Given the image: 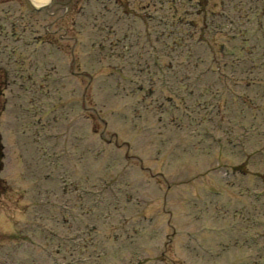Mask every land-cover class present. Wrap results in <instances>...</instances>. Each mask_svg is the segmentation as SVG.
<instances>
[{"label":"rangeland","instance_id":"1","mask_svg":"<svg viewBox=\"0 0 264 264\" xmlns=\"http://www.w3.org/2000/svg\"><path fill=\"white\" fill-rule=\"evenodd\" d=\"M93 1L69 43L46 27L62 1L47 17L0 0V264H264V0H209L192 39L197 9L176 0L160 71L141 62L162 49L141 47L142 32L170 5L130 0L122 14ZM103 6L113 35L89 18ZM57 47H81V75ZM100 47H131L140 63L122 73ZM163 78L172 103L156 99Z\"/></svg>","mask_w":264,"mask_h":264},{"label":"flooded vegetation","instance_id":"2","mask_svg":"<svg viewBox=\"0 0 264 264\" xmlns=\"http://www.w3.org/2000/svg\"><path fill=\"white\" fill-rule=\"evenodd\" d=\"M109 1L108 4L112 5V7H114L117 11L120 10L121 13H123L125 11V6L127 7L129 0H107ZM142 2L146 1V6L144 7H150L151 5H155L157 3V0H141ZM81 3V0H68V6L67 9L64 12V15L62 17L61 20V26H60V33H61V39L62 40H69L72 41L71 37H68L67 39V35L69 33H72L73 35L76 34L75 29H76V22L73 21H69V22H65V18H68L72 11H74L75 9H77L79 11V13H81V8L79 7ZM101 3H104V1H101ZM158 3H162V0H158ZM96 4H99V2H97ZM196 4L197 5H201L202 2L199 0H196ZM94 15H96V12L94 13ZM203 19V16H202ZM189 25L191 26V33H196V30L198 29L195 24H193L192 22L189 23ZM120 29V28H119ZM152 35H156L154 32L153 33H146L145 34V45H147L150 42V38ZM168 36L170 37V34H168ZM156 41H159V37L155 38ZM73 41L75 42V39H73ZM150 47H152L151 43L148 44ZM163 47H170V45L168 44H164ZM75 66L74 63H72V67Z\"/></svg>","mask_w":264,"mask_h":264},{"label":"trees","instance_id":"3","mask_svg":"<svg viewBox=\"0 0 264 264\" xmlns=\"http://www.w3.org/2000/svg\"><path fill=\"white\" fill-rule=\"evenodd\" d=\"M1 159H2V147H1V144H0V170L2 168ZM0 190H2V184H1V182H0Z\"/></svg>","mask_w":264,"mask_h":264},{"label":"bare ground","instance_id":"4","mask_svg":"<svg viewBox=\"0 0 264 264\" xmlns=\"http://www.w3.org/2000/svg\"><path fill=\"white\" fill-rule=\"evenodd\" d=\"M47 0H40V1H34L33 0V3H35L36 5H42V4H45Z\"/></svg>","mask_w":264,"mask_h":264}]
</instances>
